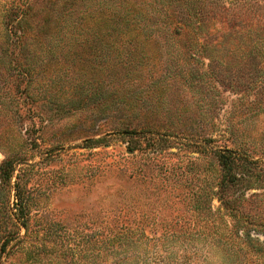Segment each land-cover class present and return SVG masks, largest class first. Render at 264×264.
<instances>
[{
  "label": "rangeland",
  "instance_id": "1",
  "mask_svg": "<svg viewBox=\"0 0 264 264\" xmlns=\"http://www.w3.org/2000/svg\"><path fill=\"white\" fill-rule=\"evenodd\" d=\"M261 163L264 0H0V264H264Z\"/></svg>",
  "mask_w": 264,
  "mask_h": 264
},
{
  "label": "trees",
  "instance_id": "2",
  "mask_svg": "<svg viewBox=\"0 0 264 264\" xmlns=\"http://www.w3.org/2000/svg\"><path fill=\"white\" fill-rule=\"evenodd\" d=\"M220 161L222 163V169L225 171L224 174V180L222 186L227 185L228 178L231 176V169L232 165H238L237 163L240 161L238 158V155L234 151H227L225 153H220L219 155ZM252 163V162H251ZM260 165L259 163H253V165ZM264 166V163H261ZM256 165V166H257ZM10 167V163L4 162L3 169L5 172V168ZM12 170H14L13 167H11ZM237 176V175H236ZM236 176H233V181L236 183L239 181ZM231 181V180H230ZM3 182V180H1ZM19 186L16 185V203L14 209H10L5 212V217L2 222L4 230H0V241L2 242V245L0 247V250L6 251V250H13L17 249L18 245L21 244L25 240V236H22V231H27V223L28 218L27 214L25 213V209L23 207V199L19 196L18 188ZM2 228V227H1ZM124 237V236H123ZM108 244H113L112 247V255L113 260L111 263H108L109 261L105 259V264H172L167 261H158L154 255V252L150 251V261L146 257L143 260V257L140 256L135 252V249H138V247L135 244H131L128 242H123L122 237L118 234L110 233L106 236ZM149 238H147L148 240ZM151 244V240H148ZM106 242V249H110L109 245ZM153 253V254H152ZM108 255H106L107 257ZM142 260V261H141ZM136 261V262H135ZM140 261V262H138ZM88 264H104L102 263V260L100 261V258H94L92 257L90 262ZM177 264H186V263H180L179 261Z\"/></svg>",
  "mask_w": 264,
  "mask_h": 264
}]
</instances>
